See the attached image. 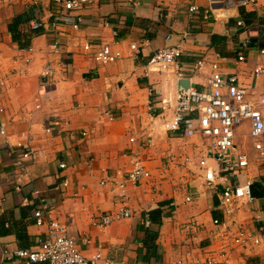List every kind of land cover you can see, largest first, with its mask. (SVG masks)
<instances>
[{
	"label": "crops",
	"instance_id": "0c3cea01",
	"mask_svg": "<svg viewBox=\"0 0 264 264\" xmlns=\"http://www.w3.org/2000/svg\"><path fill=\"white\" fill-rule=\"evenodd\" d=\"M192 4L203 9L208 2L97 0L82 10L85 21L79 29L64 24L53 30L47 25L51 0H0V77L5 81L0 126L4 122L6 130L0 133V264H16L4 259L6 244L31 248L45 235L47 226H38L33 215L41 198L86 256L102 246L105 256L118 264H176L190 254L220 249L213 224L219 217L262 237L260 243L236 250L230 264H264V232L259 234L255 219L259 214L264 218V197L243 202L230 216L221 211L205 179L207 168H219L208 140L166 128L174 113L177 76L148 68L159 48L179 43L187 34L179 61L190 87L205 89L217 62L224 73L237 74L242 84L260 94L263 78L255 76L254 68L264 63V0L241 9L243 26L236 18L203 21L201 13H190ZM34 19L45 25L30 38ZM16 21L23 47L10 31ZM246 37L250 44L244 47ZM87 43L93 44L89 50ZM103 44L121 51V58L97 60ZM240 54L245 60L238 59ZM48 65L54 75L44 77L41 72ZM242 128L238 141H244L250 165L240 180L264 184V157L245 138L247 123ZM137 133L153 137L142 154L151 176L122 187V174L131 168L138 148L132 141ZM27 149L37 153V160L29 162L28 173L16 183V157ZM189 194L191 201L186 199ZM121 206L130 207L133 216L105 228L92 224L94 216ZM159 208L161 220L151 218L146 226L144 216Z\"/></svg>",
	"mask_w": 264,
	"mask_h": 264
},
{
	"label": "built area",
	"instance_id": "2783aa9c",
	"mask_svg": "<svg viewBox=\"0 0 264 264\" xmlns=\"http://www.w3.org/2000/svg\"><path fill=\"white\" fill-rule=\"evenodd\" d=\"M97 0H51V10L47 25L57 30L61 25L67 24L74 29H79L85 21L82 10L92 5ZM259 0H207L208 4L203 9L198 4H192L189 11L192 15L201 13L203 21L237 19V25L243 26L245 22L241 18L242 8L254 7ZM31 28L39 29L44 24L40 19L30 21ZM172 35L168 40H172ZM188 35L180 36L179 43H170L159 48L151 57L148 68L152 71L173 73L178 81L188 79L185 68L180 64V57L184 53V45ZM244 47L249 46L250 38L243 39ZM92 43L85 45L91 49ZM55 51L58 45L54 44ZM132 49L139 51L136 44ZM264 54V49H261ZM122 52L114 50L109 44H103L97 50L96 58L100 62L110 63L120 59ZM243 54L239 60H245ZM42 76L54 75L52 65H48L41 72ZM256 77H262L261 93L255 95L250 87L242 84L237 74L224 73L218 63L213 64V72L207 79V87L199 90L194 87L186 88L179 84L175 101L173 116L166 122L168 130L180 131L182 136H202L208 140L209 154L215 156L219 162V168L214 171L207 168L205 172L206 184L212 189L219 201V208L228 216L234 214L236 207L243 202H255L256 197L252 193L251 180H240L245 170L249 167V156L245 151V143L238 141L247 123L248 134L245 136L252 141L254 149L260 157H264V63L254 68ZM5 81L0 77V89ZM165 105L170 104L168 99H163ZM170 106V105H169ZM113 117V116H112ZM4 122L1 123L0 133L5 134ZM132 141L138 148L133 151L131 168L122 174L120 185L139 184L151 176L150 170L145 164L143 152L152 146V134L137 133ZM188 161L191 159L188 157ZM37 153L31 149L24 150L16 157V183L29 171V162H36ZM206 160L200 161L201 166L206 165ZM60 167H66L64 162ZM222 174L237 176L236 181H227ZM226 179V182L223 180ZM14 182V179H13ZM112 182L116 183L115 180ZM67 184V181L65 182ZM22 183L15 187L20 189ZM192 195L187 196V201L192 200ZM133 210L127 206H121L112 212L102 213L92 218V224L105 228L125 218H130ZM35 223L38 226H47L45 235L37 238L36 245L31 248L12 247L6 244L3 249L5 260L16 264L48 262L49 264H118L105 256L102 246L93 255L86 256L81 250L78 241L70 235L67 227L52 216V210L48 201L41 198L40 207L34 211ZM258 228L264 232V218L261 214L255 216ZM146 226L152 224L151 211L144 216ZM232 223V222H231ZM230 221H222L219 217L213 219L216 227L215 233L219 236L221 247L219 250H208L195 256L190 254L189 259L181 258L176 264H230L232 254L240 249L247 248L252 242L260 243L262 237L252 234L250 231L231 225ZM215 251V254L213 253ZM194 256V257H193Z\"/></svg>",
	"mask_w": 264,
	"mask_h": 264
},
{
	"label": "trees",
	"instance_id": "16d2710c",
	"mask_svg": "<svg viewBox=\"0 0 264 264\" xmlns=\"http://www.w3.org/2000/svg\"><path fill=\"white\" fill-rule=\"evenodd\" d=\"M242 12V10H241ZM19 23L20 21H16L14 22L13 24L10 25V31L12 32L13 34V38L14 40L18 41L20 43V46H25V44H22L20 41L22 39L21 35H20V32H19ZM33 29V28H32ZM39 29H34V30H30V32L27 34L28 37L32 38L34 36L35 33L38 32ZM252 193L255 197H259V198H262L264 197V184H263V181H255L252 183ZM163 212L161 211V209L159 208L158 210H152L151 211V218L154 220H159L160 217H161V214ZM217 216V214L215 215ZM161 220V219H160ZM159 220V221H160ZM158 222V221H157ZM160 223V222H159Z\"/></svg>",
	"mask_w": 264,
	"mask_h": 264
},
{
	"label": "water",
	"instance_id": "95a60500",
	"mask_svg": "<svg viewBox=\"0 0 264 264\" xmlns=\"http://www.w3.org/2000/svg\"><path fill=\"white\" fill-rule=\"evenodd\" d=\"M179 84L185 86L186 88H188L190 86V82L189 79H184L182 81H179Z\"/></svg>",
	"mask_w": 264,
	"mask_h": 264
},
{
	"label": "rangeland",
	"instance_id": "374dc122",
	"mask_svg": "<svg viewBox=\"0 0 264 264\" xmlns=\"http://www.w3.org/2000/svg\"><path fill=\"white\" fill-rule=\"evenodd\" d=\"M243 132H244V130H243ZM243 140L242 141H240V144H243ZM244 145V144H243ZM245 151H247V147L245 148ZM213 253L215 254V251H213Z\"/></svg>",
	"mask_w": 264,
	"mask_h": 264
}]
</instances>
